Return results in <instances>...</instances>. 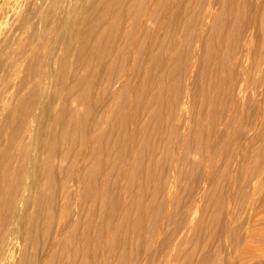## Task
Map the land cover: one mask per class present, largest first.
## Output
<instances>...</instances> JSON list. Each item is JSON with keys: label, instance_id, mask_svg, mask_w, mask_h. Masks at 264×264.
<instances>
[{"label": "bare ground", "instance_id": "bare-ground-1", "mask_svg": "<svg viewBox=\"0 0 264 264\" xmlns=\"http://www.w3.org/2000/svg\"><path fill=\"white\" fill-rule=\"evenodd\" d=\"M86 1L64 8V57L41 61L47 88L36 83L12 105L0 98V264H106L118 233L144 227L155 190L175 200L182 165L212 150L240 0ZM55 214L38 258L37 236Z\"/></svg>", "mask_w": 264, "mask_h": 264}, {"label": "rangeland", "instance_id": "rangeland-1", "mask_svg": "<svg viewBox=\"0 0 264 264\" xmlns=\"http://www.w3.org/2000/svg\"><path fill=\"white\" fill-rule=\"evenodd\" d=\"M11 1L0 0V98L7 105L34 89L36 83L47 88L48 68L41 61L50 56L53 63L64 57L65 40L59 46L58 29L67 34L62 26L72 21L64 9L70 0ZM94 2L87 0L85 8ZM239 5L236 33L229 36L226 45L230 55L223 94L217 96L218 105L210 116L213 137L207 142L212 150L199 162V156L192 155V161L182 165L172 192L175 200L161 198L155 190L157 197L144 227L137 225L125 236L118 233L115 244L110 243L114 254L102 253L106 264H264V0H240ZM77 6L82 8L80 3ZM73 61L68 62L67 70L72 71ZM38 100L36 107L42 102ZM0 109L1 124L8 110ZM167 174L170 180L178 175ZM56 224L55 214L49 226L39 232L38 258L45 255ZM26 245L31 255L30 243ZM54 264L61 263L55 260Z\"/></svg>", "mask_w": 264, "mask_h": 264}]
</instances>
